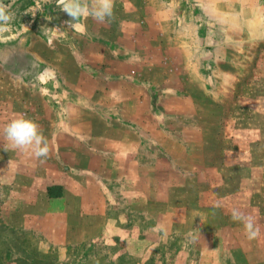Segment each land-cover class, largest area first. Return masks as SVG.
Listing matches in <instances>:
<instances>
[{"label":"rangeland","instance_id":"rangeland-1","mask_svg":"<svg viewBox=\"0 0 264 264\" xmlns=\"http://www.w3.org/2000/svg\"><path fill=\"white\" fill-rule=\"evenodd\" d=\"M3 3L0 264H264V0H114L78 30ZM15 118L44 162L4 150Z\"/></svg>","mask_w":264,"mask_h":264},{"label":"clouds","instance_id":"clouds-1","mask_svg":"<svg viewBox=\"0 0 264 264\" xmlns=\"http://www.w3.org/2000/svg\"><path fill=\"white\" fill-rule=\"evenodd\" d=\"M56 7L66 13L70 19L66 21L68 28L78 30V22L82 17L91 15L99 23L110 21L114 16V0H56ZM11 5H5L0 0V39L8 32L15 13L11 10ZM253 42L264 39V34L257 30L250 36ZM6 62V57L4 58ZM5 151L19 150L31 151L38 159L43 158L44 162L49 157L50 148L46 137L42 134L38 124L26 118L12 119L3 129ZM231 219L243 225L245 234L249 240L259 237L260 229L256 225L255 218L246 214L238 207L231 209Z\"/></svg>","mask_w":264,"mask_h":264},{"label":"crops","instance_id":"crops-1","mask_svg":"<svg viewBox=\"0 0 264 264\" xmlns=\"http://www.w3.org/2000/svg\"><path fill=\"white\" fill-rule=\"evenodd\" d=\"M48 193H49V192H48ZM48 193H47V191H46V194H47L49 197L57 196V195H54V194L49 193L50 195H52V196H50ZM59 194H60V193H59Z\"/></svg>","mask_w":264,"mask_h":264}]
</instances>
